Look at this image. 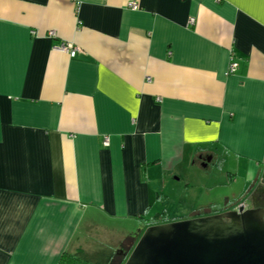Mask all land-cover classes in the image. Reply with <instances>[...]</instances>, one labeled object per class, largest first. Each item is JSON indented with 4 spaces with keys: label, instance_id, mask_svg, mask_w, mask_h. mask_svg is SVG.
Returning a JSON list of instances; mask_svg holds the SVG:
<instances>
[{
    "label": "crops",
    "instance_id": "1",
    "mask_svg": "<svg viewBox=\"0 0 264 264\" xmlns=\"http://www.w3.org/2000/svg\"><path fill=\"white\" fill-rule=\"evenodd\" d=\"M213 162L248 198L264 181V0H0V264L88 254L96 220L145 229Z\"/></svg>",
    "mask_w": 264,
    "mask_h": 264
},
{
    "label": "water",
    "instance_id": "2",
    "mask_svg": "<svg viewBox=\"0 0 264 264\" xmlns=\"http://www.w3.org/2000/svg\"><path fill=\"white\" fill-rule=\"evenodd\" d=\"M135 237L122 264H264V208L242 203L229 212L140 228Z\"/></svg>",
    "mask_w": 264,
    "mask_h": 264
},
{
    "label": "rangeland",
    "instance_id": "3",
    "mask_svg": "<svg viewBox=\"0 0 264 264\" xmlns=\"http://www.w3.org/2000/svg\"><path fill=\"white\" fill-rule=\"evenodd\" d=\"M232 166H222L216 162L208 164L206 168H201L199 165L188 164L186 167L183 165L179 170L181 177L170 178L168 182L166 181L158 188L166 197L155 204L151 215L159 213L162 209H167L169 218L177 221L211 216L218 214L219 211L228 212L231 209L239 208L243 202L249 199L246 193L250 188L242 192L246 184L244 180L246 167L241 168L239 176L233 183L228 176V173H231L229 168L231 169ZM97 221L102 225L107 223L106 230L95 225L89 232L84 224L80 232V235L91 240V243L88 244L90 253H84V256H91L92 260L94 257L92 254L100 249L104 251V257L116 255L117 258V251L121 249V246H126L128 240L135 237L141 225L144 226L145 223L144 218L141 220L107 221L102 219ZM122 237L125 239L119 241ZM118 243L120 244L118 245ZM115 260L112 264H117L118 261Z\"/></svg>",
    "mask_w": 264,
    "mask_h": 264
},
{
    "label": "trees",
    "instance_id": "4",
    "mask_svg": "<svg viewBox=\"0 0 264 264\" xmlns=\"http://www.w3.org/2000/svg\"><path fill=\"white\" fill-rule=\"evenodd\" d=\"M148 225H158L169 223L170 218L168 213L163 212L158 214L156 217L147 220ZM116 258V255H111L108 258L95 259L88 256H84L83 252L71 253L65 252L58 264H112ZM99 260V261H98Z\"/></svg>",
    "mask_w": 264,
    "mask_h": 264
},
{
    "label": "flooded vegetation",
    "instance_id": "5",
    "mask_svg": "<svg viewBox=\"0 0 264 264\" xmlns=\"http://www.w3.org/2000/svg\"><path fill=\"white\" fill-rule=\"evenodd\" d=\"M243 203L246 205V208H259V207L264 208V181H262L261 184L258 185L255 192H253L249 196V199ZM237 209L234 208V210H237ZM230 211H233V209H231ZM224 212H226V211H219L217 213L220 214V213H224ZM194 218H197V217H194ZM182 220H184V219H182ZM174 221H176V220H172L171 222H174ZM177 221H181V220H177ZM136 240H137L136 237H131V239L128 240V244L126 245L128 247L121 246V249L118 250V252L116 253L117 258L115 261H118L117 264H122V261L124 260V256H125L124 253L129 252V250L132 248V246L134 245Z\"/></svg>",
    "mask_w": 264,
    "mask_h": 264
},
{
    "label": "built area",
    "instance_id": "6",
    "mask_svg": "<svg viewBox=\"0 0 264 264\" xmlns=\"http://www.w3.org/2000/svg\"><path fill=\"white\" fill-rule=\"evenodd\" d=\"M131 8L134 10H137L138 6L131 5ZM193 23H194V20L193 19L190 20V24H193ZM60 50L69 53L71 56H75L77 52L75 48H72V46L68 44H62L60 46ZM230 68H231V71H235L238 68V63H236L235 61H232ZM108 144H109V140L107 139L105 140V145H108Z\"/></svg>",
    "mask_w": 264,
    "mask_h": 264
}]
</instances>
